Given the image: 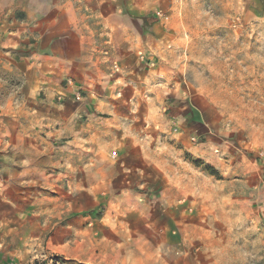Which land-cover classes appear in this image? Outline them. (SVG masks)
<instances>
[{
	"label": "rangeland",
	"instance_id": "1",
	"mask_svg": "<svg viewBox=\"0 0 264 264\" xmlns=\"http://www.w3.org/2000/svg\"><path fill=\"white\" fill-rule=\"evenodd\" d=\"M52 2L0 0V137L5 110L20 99L25 75L19 63L27 57L20 45L29 39L18 41L8 32L27 29ZM147 10L163 30L148 29L142 38L165 42L163 75L143 97L149 110L141 129L128 123L120 130L141 139L140 163L149 180L127 188L100 183L99 192L84 195L83 211L69 207L68 215L125 217L124 224H101L97 232L126 227L129 254L132 250V257L144 259L147 247V264H264V0H148ZM139 56L153 69L160 59ZM167 102L182 109L179 117ZM117 154L115 148L107 152L113 160ZM36 162L69 169L64 161L61 166L46 158ZM91 167L85 160L89 182L97 178L86 173ZM68 199H75V192ZM57 210L47 206L37 212ZM142 215L151 218L149 223L137 221ZM162 226L170 228L173 239L159 240ZM135 231L148 236L146 245L132 237ZM108 258L100 257V264ZM37 259L41 264L98 263L91 255L80 261L57 252Z\"/></svg>",
	"mask_w": 264,
	"mask_h": 264
},
{
	"label": "crops",
	"instance_id": "2",
	"mask_svg": "<svg viewBox=\"0 0 264 264\" xmlns=\"http://www.w3.org/2000/svg\"><path fill=\"white\" fill-rule=\"evenodd\" d=\"M147 4L148 0H53L27 29L8 32L18 41L25 35L29 39L20 45L27 54L19 63L25 75L20 99L7 107L2 119L0 264H41L38 256L54 252L80 261L91 255L93 263L98 260L95 264L102 256L109 257L107 264L119 257L120 264L148 263L147 247L144 259L132 257V250L129 254L132 239L126 227L97 232L101 224H124L125 217L105 221L83 213L68 215L69 207L82 212L84 195L99 192L100 183L127 188L149 180L140 163L141 139L120 130L128 123L141 129L149 110L143 97L163 75L165 42L142 38L148 29L163 30L159 21L149 19ZM141 52L146 60L160 58L154 69ZM78 90L80 100L75 99ZM166 105L179 117L182 109L171 102ZM112 148L117 149L115 160L107 155ZM45 158L51 165L64 161L69 169L37 164ZM85 160L92 165L86 173L97 177L90 182L84 178ZM71 192L75 199L69 200ZM47 206L58 210L54 215L37 212ZM136 219L149 223L151 218ZM172 233L162 226L159 240L173 239ZM132 237L147 243L148 236L136 231ZM71 240L74 247L69 246ZM160 256L164 263L163 252Z\"/></svg>",
	"mask_w": 264,
	"mask_h": 264
},
{
	"label": "built area",
	"instance_id": "3",
	"mask_svg": "<svg viewBox=\"0 0 264 264\" xmlns=\"http://www.w3.org/2000/svg\"><path fill=\"white\" fill-rule=\"evenodd\" d=\"M81 97H82V96H81V92L78 90V91L76 92V94H75V99H76V100H80ZM112 155H115V152H113Z\"/></svg>",
	"mask_w": 264,
	"mask_h": 264
}]
</instances>
